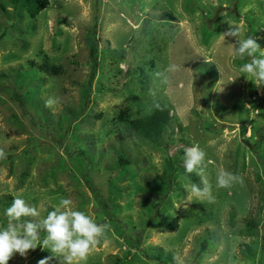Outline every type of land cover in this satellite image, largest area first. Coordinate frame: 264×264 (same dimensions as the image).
<instances>
[{
	"label": "rangeland",
	"instance_id": "rangeland-1",
	"mask_svg": "<svg viewBox=\"0 0 264 264\" xmlns=\"http://www.w3.org/2000/svg\"><path fill=\"white\" fill-rule=\"evenodd\" d=\"M235 27L264 48V0H0V226L17 196L29 219L67 197L106 226L80 264H264V85ZM159 104L170 123L144 137L130 121ZM46 257L63 264L40 245L8 264Z\"/></svg>",
	"mask_w": 264,
	"mask_h": 264
},
{
	"label": "clouds",
	"instance_id": "clouds-1",
	"mask_svg": "<svg viewBox=\"0 0 264 264\" xmlns=\"http://www.w3.org/2000/svg\"><path fill=\"white\" fill-rule=\"evenodd\" d=\"M225 35L237 38L235 47L237 58L242 60L249 58L248 62L240 65V75H245L257 85H264V48L251 35L241 38L236 27ZM6 155V152L0 150V159ZM205 155V151L198 144L186 148L185 171L199 174ZM235 182H242V178L231 172L221 171L217 176L219 187H230ZM193 191L206 193L211 199V192L207 186L203 189L194 187ZM4 215L8 218V223L6 226H0V264H8L15 253L27 255L28 250H34L38 245L60 257L63 264H80L106 231L105 225L97 223L84 211L76 209L71 198L67 197L61 198L58 205L52 206L43 219H29L39 217V209L26 202L23 197L17 196L4 210ZM41 232L46 234L43 239ZM48 259L43 258L38 264H47Z\"/></svg>",
	"mask_w": 264,
	"mask_h": 264
},
{
	"label": "trees",
	"instance_id": "trees-1",
	"mask_svg": "<svg viewBox=\"0 0 264 264\" xmlns=\"http://www.w3.org/2000/svg\"><path fill=\"white\" fill-rule=\"evenodd\" d=\"M13 4L24 3L31 16H36L48 4V0H9ZM170 123V115L164 104L156 106L152 112L143 117H137L130 121L132 128L144 137L159 138ZM122 158V162L126 163Z\"/></svg>",
	"mask_w": 264,
	"mask_h": 264
}]
</instances>
